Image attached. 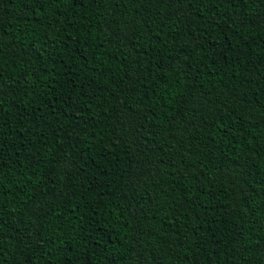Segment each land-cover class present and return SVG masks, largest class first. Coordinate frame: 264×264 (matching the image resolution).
I'll list each match as a JSON object with an SVG mask.
<instances>
[{
	"label": "trees",
	"instance_id": "trees-1",
	"mask_svg": "<svg viewBox=\"0 0 264 264\" xmlns=\"http://www.w3.org/2000/svg\"><path fill=\"white\" fill-rule=\"evenodd\" d=\"M0 264H264V0H0Z\"/></svg>",
	"mask_w": 264,
	"mask_h": 264
}]
</instances>
